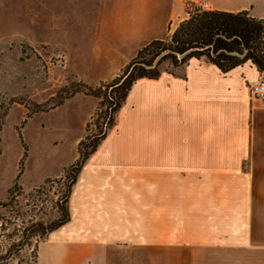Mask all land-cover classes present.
Wrapping results in <instances>:
<instances>
[{
    "label": "crops",
    "instance_id": "0c3cea01",
    "mask_svg": "<svg viewBox=\"0 0 264 264\" xmlns=\"http://www.w3.org/2000/svg\"><path fill=\"white\" fill-rule=\"evenodd\" d=\"M86 1L91 2L88 10ZM186 0H68L77 25L75 69L88 86L113 80L137 52L169 36ZM204 10L264 18V0H192ZM84 46V47H83ZM249 63L222 74L202 60L140 79L85 161L68 197L69 220L47 235L37 264H264V102ZM82 102L79 135L98 107ZM261 230V231H258Z\"/></svg>",
    "mask_w": 264,
    "mask_h": 264
},
{
    "label": "rangeland",
    "instance_id": "374dc122",
    "mask_svg": "<svg viewBox=\"0 0 264 264\" xmlns=\"http://www.w3.org/2000/svg\"><path fill=\"white\" fill-rule=\"evenodd\" d=\"M86 2L91 12L92 4ZM184 5L183 20L194 9H204L192 0ZM76 10L68 0H0V246L20 240L27 229L29 242L38 249L47 235L34 236L30 230L56 222L65 206L69 181L64 170L77 159L62 166L71 157L85 104L74 102L56 110L52 106L65 97L63 89L76 83L64 66L63 53L70 72L86 74L84 66L75 69L73 59L80 24ZM181 21L169 26V35ZM160 70H166L165 64ZM93 120L83 136L90 140L97 134ZM103 122L99 120L101 127ZM258 207L263 212L255 213L254 220L264 222V198H258ZM29 252L25 249L6 264H30Z\"/></svg>",
    "mask_w": 264,
    "mask_h": 264
},
{
    "label": "trees",
    "instance_id": "16d2710c",
    "mask_svg": "<svg viewBox=\"0 0 264 264\" xmlns=\"http://www.w3.org/2000/svg\"><path fill=\"white\" fill-rule=\"evenodd\" d=\"M193 59L215 66L222 74L249 63L260 76H264V18L256 19L247 11L230 13L196 8L166 39L154 40L141 48L110 82L99 83L96 88L76 82L72 89H63L65 97L60 98L52 109L80 93L99 101L95 120L91 118L95 121L97 134L91 136L92 140L89 136L83 137L78 144L77 160L64 170V179L69 181V185L59 219L45 229L33 226L30 232L34 236H46L68 222V197L77 175L113 127L115 115L133 84L140 79H157L163 71L160 70L162 64L166 69H174ZM100 119H103L104 127H101ZM2 207L7 208L8 204H2ZM26 231H21L20 240L0 246V264H6L8 260L12 262L25 249L30 251V264H37V246L32 247L29 242L31 236H27Z\"/></svg>",
    "mask_w": 264,
    "mask_h": 264
},
{
    "label": "built area",
    "instance_id": "2783aa9c",
    "mask_svg": "<svg viewBox=\"0 0 264 264\" xmlns=\"http://www.w3.org/2000/svg\"><path fill=\"white\" fill-rule=\"evenodd\" d=\"M248 95L252 98H258L264 102V81L261 79L247 87Z\"/></svg>",
    "mask_w": 264,
    "mask_h": 264
}]
</instances>
